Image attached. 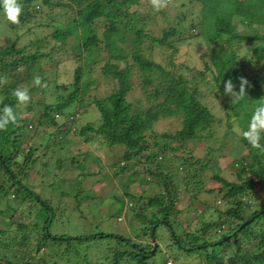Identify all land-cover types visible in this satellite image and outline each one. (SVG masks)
I'll return each instance as SVG.
<instances>
[{
	"label": "rangeland",
	"instance_id": "obj_1",
	"mask_svg": "<svg viewBox=\"0 0 264 264\" xmlns=\"http://www.w3.org/2000/svg\"><path fill=\"white\" fill-rule=\"evenodd\" d=\"M163 3L165 6L156 10L151 0H136L125 8L131 13H136V23L143 24L145 30L153 37L162 36L164 30L171 25L188 29L184 33H178V37L169 38L174 45H160L152 37H146L144 52L148 58L168 70L173 69L177 74H183L187 78L188 86L197 92V97L210 109L213 120L209 127L201 129L191 141H181L163 137L162 134H174L182 129L183 118L179 115L162 116L154 125L157 140L148 132L149 150L133 156L131 160L123 158L125 146L109 147L98 135L87 139L72 128V134L69 133L60 139L57 133L58 124H53L47 117H41L45 103L57 102L59 95H67L63 88L57 85L73 84L79 65L89 64L94 69L89 72V66H86L82 74V85L85 83V90L82 89L81 92L83 106L78 108L75 125H99L102 121L95 100L108 96L116 85L111 78L104 76L101 68L106 61L115 63V59L107 53L104 43H101L97 49L82 52V59L77 60V51L71 47L61 51L59 43L56 48L60 51L53 49L55 40L51 35L56 26H61V17L65 18L67 14L71 17L75 15L78 19L82 14L86 16L89 13L86 6L88 3L76 7L75 13L70 9L43 8L39 3V11L34 18L28 23L17 25L16 28L12 27L2 12L0 13V52L4 47L14 45L18 49L33 53L36 51L33 41L42 39L41 50L52 55L50 58L44 56L38 63L34 61V65L24 64L15 72L16 76L32 79L31 82L26 79L17 82L18 86L34 85L35 78L40 76L45 80L41 81L36 92L29 94L30 100L27 104L18 103L13 107L19 119L23 120L27 116L31 119L37 114L40 122L35 130H29V126L25 129L19 139L20 151L12 163L20 179L52 208L47 211V216L52 213V234L93 236L88 242L73 245L76 253L72 250L68 252L70 255H67L71 257L72 264H167L169 261L171 264H209L206 255L210 254H213V260L218 263L220 254L217 247L220 244L216 242L227 239L231 234V227L227 228V224L222 232L216 230L215 224L218 223L221 213L222 219H231L226 217L225 212L232 205L233 199L224 198L222 183L215 175L228 181L238 180L237 166L242 157L249 156L252 149L236 129L246 130L249 121L242 122V117L232 107L231 96L226 95L224 89L218 88L215 80L216 68L211 64L212 58L209 55L210 47L201 39V35L197 36L201 27H190L192 21L199 19L200 3L192 0H163ZM83 16L80 17L82 25ZM105 22L104 18H101L94 24L90 23L100 38H103ZM263 22L262 18L259 22L261 32L264 31ZM81 27L70 36L67 44H77L81 41ZM119 43L128 45L129 41L119 40ZM256 44L245 43L238 53L241 57H251ZM237 46L238 44L234 45V48H238ZM14 58L13 56L8 59ZM123 64L121 63V66ZM206 64L211 68L207 69ZM255 64H252L253 70L257 69ZM133 71L134 88L129 92L128 98H142L144 106L148 107L150 102L144 99L141 87V71L138 66L134 67ZM77 105L78 103L75 104ZM241 113H244L243 108ZM63 118L60 117L59 124L63 122ZM3 139L0 135V143ZM46 143H49V147ZM30 148L34 149V157H39V160L26 166L25 158ZM151 149L157 150L162 158L150 161L147 153ZM74 156L78 162L72 160ZM257 157L251 156L249 161L257 160ZM186 158H191L193 167L182 165V160L185 162ZM157 162L165 168V172H169L165 167L167 163H171L173 167L169 174L172 175L171 179H174L178 190V202L175 212L170 209L171 223L163 219L164 214L158 207L148 205L149 199L161 190L157 178L148 172L149 167L152 170L157 169ZM201 166L205 168L201 170ZM24 170L27 175L22 173ZM3 179L0 176V185ZM1 197L2 195L0 244L3 242L7 246L12 242L15 263L23 256L19 264H25L29 255L33 259L30 264H43L45 259L50 260L45 251L46 247L38 250V230L34 228L40 219L37 210L41 202L36 199L31 203L30 200L24 202L12 192L10 206H7ZM245 200L250 201L251 205L246 212L263 207L264 184L258 185ZM153 211L156 214H152ZM120 217L122 218L119 219ZM19 223L25 227L18 228ZM208 223L211 224L210 228L202 234L204 225ZM25 234L27 237L23 243L22 236ZM195 236L200 238L199 243L206 240L216 244L191 252V247L186 245ZM153 237L157 242L155 251L149 256H144L142 248H147L149 252L154 249ZM176 237L183 245L176 242ZM220 253L227 256L230 250L220 249ZM85 254L86 258L83 257ZM56 255L60 256L59 253Z\"/></svg>",
	"mask_w": 264,
	"mask_h": 264
},
{
	"label": "trees",
	"instance_id": "obj_2",
	"mask_svg": "<svg viewBox=\"0 0 264 264\" xmlns=\"http://www.w3.org/2000/svg\"><path fill=\"white\" fill-rule=\"evenodd\" d=\"M135 1L19 0L23 6L20 23L12 24V27L16 28L17 25L30 22L39 11L37 9L39 3L43 8L50 7L52 10L56 8L70 9L74 13L76 7L88 3L86 6L89 8V13L86 16L81 15L85 22H83V25L80 22L81 16L78 19L75 15L71 17L70 14H67L65 18L61 17L63 19V21L60 20L62 22L61 26H56L51 35L55 40L53 49L62 51L64 48L71 47L77 51L75 55L77 60L82 59V52L97 49L101 43H104L107 53L115 59V63L106 61L101 68L104 76L111 78L116 85L108 96L95 100L96 106L101 112L102 121L99 125L92 123H87L84 126L75 125V121L78 119V108L83 103L81 92L82 89L85 90V83L82 85V74L89 64L79 65L75 72L73 84L57 85V87H62L67 95H59L57 102L45 103L41 117H47L53 124H58L59 130L57 133L60 139L69 133L72 134L71 129L74 128V132L86 136L87 139L93 138L94 135L102 137L104 143L109 147L115 145L125 146L126 151L123 155L125 160H131L133 156L139 155L148 149V132H151L154 139L157 140L158 135L154 134V125L162 116L179 115L183 118L182 129L174 134H162L163 137L181 141H191L190 139L195 138L201 129L209 127L213 120L210 109L197 97V92L188 86L187 78L183 74H177L173 69L168 70L160 63L148 58L144 52L143 44L146 37H152L160 45H174L169 38L172 36L178 37V33H184L188 29L186 27L179 29L171 25L164 30L162 36L153 37L145 30L143 24L136 23V13H131L125 8V6ZM192 1L199 2L201 10L199 19L192 21L190 27L191 29L197 26L201 27V31L197 36L201 35V39L206 41L210 47L209 55L212 58L211 64L216 68L215 80L218 88L223 90L225 83L231 80L235 85V90L238 91L240 78L243 77L248 81L245 89L246 96L243 98L231 97L232 107L242 117V122H247L250 120L255 108L260 103H264V31L261 32L259 29V24H261L259 22L262 18L264 19V0ZM101 18L106 21L103 38H100L93 25L90 24L91 22L94 24L96 20ZM79 26L82 32L81 41L77 44H67L68 39L79 29ZM240 27L243 28L240 29ZM130 34L133 36L131 37ZM119 40H128L129 44H120ZM42 42V39L33 41V45L36 46V51L33 53H28L25 49H18L14 45L4 47L0 52V109L5 106L13 109L19 103L13 94L17 88H27L30 94L36 92V89L41 85L18 86L17 82L26 78L16 76L15 72L24 64L34 65V61L38 63L44 56L52 57L50 53L41 50ZM249 42L257 43L252 50V56L241 57L238 53L239 50L242 49V45ZM59 43H61L60 50L56 48ZM236 44L240 49L234 48ZM13 56L15 57L13 60L8 59ZM130 59H132V62H130ZM121 63H124L123 66H121ZM253 63H256L255 66H257L255 70L252 69ZM136 66L139 67L142 74L141 87L144 91V99L150 102L148 107L144 106L142 98L134 100L128 98L129 92L134 88L132 78L134 75L133 69ZM206 67L207 69L211 68L209 64H206ZM93 69L89 66L88 71L91 72ZM39 78L41 81L45 80L42 76ZM26 80L28 82L32 81L31 78ZM76 103H78L77 106H75ZM242 108L244 113H241ZM14 113L17 115V122L15 124L10 123L6 130L0 131V135L4 137V141L0 143V176L4 178L3 183L0 185L1 198L6 201L7 206H10L12 192L24 202L30 200L31 203L35 199L40 201L41 205L37 210V216L40 219L34 226L38 230V250L41 247H46L47 257L51 258L50 260L45 259L43 264H72L71 257H67V255H70L68 252L74 250L73 245L88 242L93 236L52 234V213H48L47 216V211H51L52 208L20 179L14 171L12 163L20 151L21 140L19 139L25 129L28 126L29 130L30 128L37 129L40 117L36 114L31 119L27 116V118L21 120L18 114ZM57 115L64 117L63 122L60 124ZM261 142L264 143V140ZM46 145L49 147V143H46ZM249 146L252 149L249 156L242 157L240 164L237 166V181H228L219 175H215V178L222 183L221 190L225 193L224 198L233 199L232 205L225 212L226 217L232 220L222 219V213L219 216L218 223L215 224V226L217 225L216 230L223 231L227 224V228L231 227V234L227 239L216 242L220 244L217 247L220 262L216 263L213 260V254L206 255L211 262H208L209 264H264V205L260 209L246 212V209L250 208L251 205L250 201L245 200L258 185L264 184V151L255 149L250 144ZM157 148L158 146L155 147V149ZM155 149H151L147 153V158L152 162L162 158L159 157L158 151ZM33 151L34 149L30 148L27 153L26 166H29V163L33 165L39 160V157H34ZM251 156H258V159L249 161ZM72 160L78 162L75 156ZM182 165L188 168L193 167L194 164L191 158H186L185 162L182 160ZM156 167L157 169L153 170L149 167L148 172L157 178L159 181L157 184L161 186V190L149 199L148 205L158 207L159 211L164 214L163 219L171 223L169 221L170 213L171 210L176 211L175 208L178 202V190L174 184V179H171L172 175L169 174L173 167L171 163L166 164L165 167L169 172H165V168L163 167V169L159 162H157ZM204 168L205 166H201V170ZM22 173L27 175L26 170ZM154 213L156 214L155 211L152 212V214ZM252 217L254 219L250 224L240 228L244 221ZM210 226L209 223L204 225V233L202 234H205ZM19 227L24 228L25 225L19 223ZM2 233L7 232L2 231ZM26 237V234L22 236L23 243ZM199 239L195 236L188 241L189 243L186 246L191 247V252L216 244L206 240L199 243ZM176 240L177 243L182 244L178 237H176ZM11 245H13L12 242L7 246L3 242L0 244V264H19L23 260V256H21L20 261L14 262L13 247ZM142 249L144 256L150 255L147 248ZM220 249L230 250L229 255L221 254ZM56 253H59L60 256H57ZM73 253L75 254L76 251L74 250ZM135 256L137 257L138 254ZM83 257L86 258L87 255L85 254ZM31 259V255H29L25 264H30Z\"/></svg>",
	"mask_w": 264,
	"mask_h": 264
},
{
	"label": "clouds",
	"instance_id": "obj_3",
	"mask_svg": "<svg viewBox=\"0 0 264 264\" xmlns=\"http://www.w3.org/2000/svg\"><path fill=\"white\" fill-rule=\"evenodd\" d=\"M153 7L156 10L163 8L165 5L163 0H151ZM0 11H2L6 20L13 25L20 23V18L23 12V6L19 0H0ZM34 84L40 85L41 79L36 77ZM248 85V81L241 77L239 81V90H235V85L231 80L227 81L224 86V93L230 95L232 98H243L246 96L245 89ZM14 96L20 104H27L30 100L29 90L27 88H17L14 90ZM60 119V115H57ZM17 122V115L13 109L9 106H5L0 109V131L6 130L10 123L15 124ZM237 133L241 135L247 142L255 149L264 151V103H260L253 111L251 118L248 122L246 130L236 129ZM120 217L119 219H121ZM218 232H222L218 230ZM167 264H171L169 261Z\"/></svg>",
	"mask_w": 264,
	"mask_h": 264
},
{
	"label": "water",
	"instance_id": "obj_4",
	"mask_svg": "<svg viewBox=\"0 0 264 264\" xmlns=\"http://www.w3.org/2000/svg\"><path fill=\"white\" fill-rule=\"evenodd\" d=\"M253 219H254V217H252V218L247 219L246 221H244V222L241 224L240 228H243V227L246 226L247 224L251 223V222L253 221ZM166 223H167V222H166ZM153 232H155V231H153ZM153 236H154V235H153ZM152 242H153V245H154V249L151 250L149 254H153L154 251H155V248H156V246H157V242H156V238H155V237H153Z\"/></svg>",
	"mask_w": 264,
	"mask_h": 264
}]
</instances>
